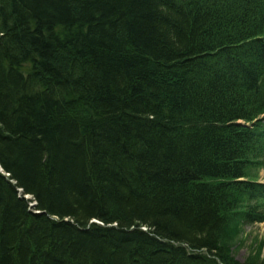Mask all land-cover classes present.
<instances>
[{"label": "trees", "instance_id": "1", "mask_svg": "<svg viewBox=\"0 0 264 264\" xmlns=\"http://www.w3.org/2000/svg\"><path fill=\"white\" fill-rule=\"evenodd\" d=\"M263 161L264 0H0V264H244Z\"/></svg>", "mask_w": 264, "mask_h": 264}, {"label": "rangeland", "instance_id": "2", "mask_svg": "<svg viewBox=\"0 0 264 264\" xmlns=\"http://www.w3.org/2000/svg\"><path fill=\"white\" fill-rule=\"evenodd\" d=\"M253 122L247 123L246 127ZM251 179L264 184V161L252 171ZM252 203L249 202L248 207L242 205L228 215L220 230L219 242L227 250L228 258L244 264L249 261L264 264V220L254 221L249 216Z\"/></svg>", "mask_w": 264, "mask_h": 264}, {"label": "bare ground", "instance_id": "3", "mask_svg": "<svg viewBox=\"0 0 264 264\" xmlns=\"http://www.w3.org/2000/svg\"><path fill=\"white\" fill-rule=\"evenodd\" d=\"M236 123H239V124L241 125V124H243L244 122H243L241 119H239ZM200 181H201V182H204V179H202V180H200ZM232 212H233V210H232ZM232 212H231V213H232ZM220 230H221V229H220ZM219 233H220V231H219ZM160 240H162V241H164V242L166 241V239H164V238H160Z\"/></svg>", "mask_w": 264, "mask_h": 264}, {"label": "water", "instance_id": "4", "mask_svg": "<svg viewBox=\"0 0 264 264\" xmlns=\"http://www.w3.org/2000/svg\"><path fill=\"white\" fill-rule=\"evenodd\" d=\"M0 170H1V169H0ZM1 172H2V171H1ZM2 173H3V172H2ZM3 174H4V173H3ZM6 175H7V174H6ZM25 198L27 199V198H29V197L25 195ZM30 205H31V206H34V205H35V202L30 203Z\"/></svg>", "mask_w": 264, "mask_h": 264}]
</instances>
